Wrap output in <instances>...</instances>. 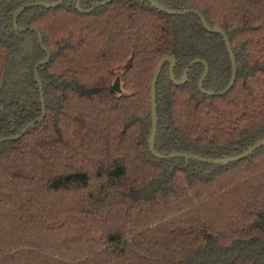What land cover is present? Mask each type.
I'll return each instance as SVG.
<instances>
[{
  "label": "trees",
  "instance_id": "trees-1",
  "mask_svg": "<svg viewBox=\"0 0 264 264\" xmlns=\"http://www.w3.org/2000/svg\"><path fill=\"white\" fill-rule=\"evenodd\" d=\"M0 0V264H264V147L213 167L157 159L148 149L150 82L175 58L193 60L206 91L230 81L218 34L193 14L160 13L144 0H113L90 13L75 0ZM103 0H79L82 11ZM198 11L226 34L233 87L209 97L203 67L175 86L156 83L157 153L232 157L264 139V0H154ZM34 30V31H31ZM118 79L119 91L110 88Z\"/></svg>",
  "mask_w": 264,
  "mask_h": 264
},
{
  "label": "water",
  "instance_id": "water-1",
  "mask_svg": "<svg viewBox=\"0 0 264 264\" xmlns=\"http://www.w3.org/2000/svg\"><path fill=\"white\" fill-rule=\"evenodd\" d=\"M112 1L113 0H103L101 2L95 3L89 10L82 11L80 8L79 0H75L74 7L80 13H90L91 11H93L95 9L105 7L107 4H109ZM144 1L148 5H150L152 8L157 10L158 12L164 13L167 15H171V16H182V15H187V14L195 15L199 19L200 24L205 31H207L208 33L218 34L222 37L223 42H224L225 47H226V50H227V53H228V56H229V59H230V63H231V77H230V81H229L228 86L220 92H212V91H206L203 89V82L205 81V79L208 75V66L206 65L205 62H203L201 60H193V61L189 62V64L186 66L184 73H183V76L180 80H175V78H174L173 70H174V66H175L176 61H175V58L173 56H166L159 62V64L157 65V67L153 73V76H152V79L150 82L151 125H150V130H149V137L147 139V144H148V149H149V152L151 153V155L154 156L155 158L161 159V160H170V159H175V158H182L186 162L191 160V161H196L199 163L208 164V165H211L213 167H218V166H226L228 164L241 161V160L247 158L248 156H250L251 154H253L255 151H257L261 147H264V139L259 140V141L255 142L254 144L247 146L246 149L243 150L240 154L232 156V157H224V158L201 157V156H196V155L183 153V152H173V153L165 154V153H157L155 151L154 143H155V137H156V133H157L156 83H157L158 77L160 75V72H161L163 66L165 64L169 65L168 73H169V78H170L171 82L175 86H183L187 82L189 69L196 64H202L204 67V70H203V73H202V75L198 81V84H197L198 89L203 95H206L209 97H215V96H222V95L226 94L233 87L234 82H235V78H236V64H235L234 55L232 53L230 43H229V40H228L226 34L223 32L222 29H220V27H218L216 25L209 26L206 23V21L204 20V18L202 17V15L198 11H196L194 9H190V8H185L183 10L177 11V10H172L170 8L162 7L161 5L156 3L154 0H144ZM63 2H64V0H57L54 3L35 2V3H30V4H26V5L22 6L21 8H19L17 10V12L15 13V15L13 17V22H12L13 29L15 31H19V32H25L26 31V29L18 28L16 25V19L25 10L32 9V8L55 9V8L59 7ZM31 31H34V30H31ZM36 35L38 38L39 46L46 55L45 59L37 64L35 71H34L35 81L38 85V89L40 92V103H41L42 114H41L39 119L28 124L17 135H15L13 137H9V138H1L0 143L5 142V141H16V140L20 139L29 129H33L37 124L41 123L43 118H44V115H45L44 103H43V98H42V86H41V83L38 79L36 69L39 66H44L48 62L49 53H48L47 49L42 44V38H41L40 34L36 32ZM110 90L116 91V92L119 91L118 79L115 80V82L111 86Z\"/></svg>",
  "mask_w": 264,
  "mask_h": 264
},
{
  "label": "flooded vegetation",
  "instance_id": "flooded-vegetation-1",
  "mask_svg": "<svg viewBox=\"0 0 264 264\" xmlns=\"http://www.w3.org/2000/svg\"><path fill=\"white\" fill-rule=\"evenodd\" d=\"M201 61H202V60H201ZM203 62H204V61H203ZM188 64H189V63H188ZM196 65H197V64H196ZM200 65H202V64H200ZM206 65H207V64H206ZM194 66H195V65H194ZM174 67H175V66H174ZM202 67H203V65H202ZM185 68H186V67H185ZM191 68H192V67H191ZM191 68H190V69H191ZM190 69H189V70H190ZM184 70H185V69H184ZM203 70H204V67H203ZM208 70H209V69H208ZM183 73H184V72H183ZM188 73H189V72H188ZM202 73H203V71H202ZM201 75H202V74H201ZM200 77H201V76H200ZM199 79H200V78H199ZM205 80H206V79H205ZM197 86H198V85H197ZM211 158H217V157H211Z\"/></svg>",
  "mask_w": 264,
  "mask_h": 264
}]
</instances>
